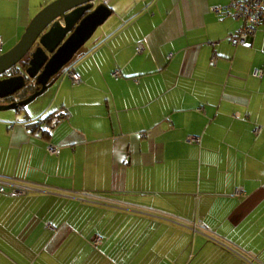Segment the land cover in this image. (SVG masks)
<instances>
[{
  "label": "crops",
  "instance_id": "0c3cea01",
  "mask_svg": "<svg viewBox=\"0 0 264 264\" xmlns=\"http://www.w3.org/2000/svg\"><path fill=\"white\" fill-rule=\"evenodd\" d=\"M52 1L0 0V54ZM229 1L105 0L80 82L0 110V176L40 188L0 194V264H264V24L234 45Z\"/></svg>",
  "mask_w": 264,
  "mask_h": 264
},
{
  "label": "water",
  "instance_id": "95a60500",
  "mask_svg": "<svg viewBox=\"0 0 264 264\" xmlns=\"http://www.w3.org/2000/svg\"><path fill=\"white\" fill-rule=\"evenodd\" d=\"M112 12L103 0H53L41 8L18 42L0 54V99L34 89L0 103V110L18 109L45 93Z\"/></svg>",
  "mask_w": 264,
  "mask_h": 264
},
{
  "label": "built area",
  "instance_id": "2783aa9c",
  "mask_svg": "<svg viewBox=\"0 0 264 264\" xmlns=\"http://www.w3.org/2000/svg\"><path fill=\"white\" fill-rule=\"evenodd\" d=\"M211 10L217 15L230 16L236 19H240L242 24L238 31L232 35L231 42L234 45L246 44L250 38L256 33L258 27L264 24V0H230L224 5H216ZM2 40L0 38V46ZM143 43L138 47V51H142ZM216 57L214 56L212 62L215 63ZM255 75L261 76L263 69L258 68L254 71ZM73 83H78L81 80L80 72L70 67L64 71ZM113 76H121V72L116 70L113 72ZM192 140L198 141V137H192ZM48 151L52 154H59L60 149L58 146L49 144ZM38 185L20 180L13 177L0 176V194L6 196H21L29 193L39 191ZM101 242V236L96 235L94 237V244Z\"/></svg>",
  "mask_w": 264,
  "mask_h": 264
},
{
  "label": "trees",
  "instance_id": "16d2710c",
  "mask_svg": "<svg viewBox=\"0 0 264 264\" xmlns=\"http://www.w3.org/2000/svg\"><path fill=\"white\" fill-rule=\"evenodd\" d=\"M34 89V85H31L28 88H25L22 91V97H26L29 93H31ZM65 113L56 111H51L42 118L32 122L34 123L33 126H35V129L41 130L44 133H49L51 128L55 125V123L59 120L61 116H64Z\"/></svg>",
  "mask_w": 264,
  "mask_h": 264
},
{
  "label": "flooded vegetation",
  "instance_id": "af4514ba",
  "mask_svg": "<svg viewBox=\"0 0 264 264\" xmlns=\"http://www.w3.org/2000/svg\"><path fill=\"white\" fill-rule=\"evenodd\" d=\"M21 64L22 63H20L19 64V66H21ZM22 68V67H21ZM12 72H17L18 71V69L17 68H14L13 70H11ZM11 71H9V72H11ZM22 93H20V94H17L16 95V97H10V98H4V99H0V103L2 104V103H8V102H10V101H12V100H15V98L16 99H20V98H22V95H21Z\"/></svg>",
  "mask_w": 264,
  "mask_h": 264
},
{
  "label": "rangeland",
  "instance_id": "374dc122",
  "mask_svg": "<svg viewBox=\"0 0 264 264\" xmlns=\"http://www.w3.org/2000/svg\"><path fill=\"white\" fill-rule=\"evenodd\" d=\"M103 1H105V0H103ZM96 33H97V32H96ZM96 33H95V34L93 35V37L88 41V43L91 42V40L95 37ZM88 43H87V44H88ZM83 49H84V48H83ZM81 50H82V49H81ZM81 50H79V51H81ZM79 51L76 53V55H75V57H74L73 59H75V58L79 55V54H78V53H80ZM73 59H72V60H73ZM67 67H68V66H67Z\"/></svg>",
  "mask_w": 264,
  "mask_h": 264
}]
</instances>
